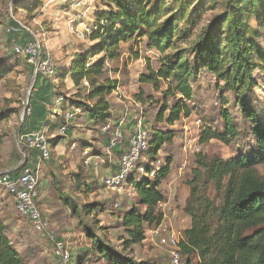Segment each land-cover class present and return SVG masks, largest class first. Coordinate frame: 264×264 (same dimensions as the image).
<instances>
[{
    "label": "rangeland",
    "instance_id": "1",
    "mask_svg": "<svg viewBox=\"0 0 264 264\" xmlns=\"http://www.w3.org/2000/svg\"><path fill=\"white\" fill-rule=\"evenodd\" d=\"M100 1L40 0V6L27 16L24 12L13 11L14 0H0V59L7 58L10 68L6 75L0 77V111H7L6 118L0 121V174L16 173L24 164L38 169V205L46 221L45 231L36 232L31 223L15 211L12 197L0 186V221L23 264H76L77 258L81 256H86L85 264H108L103 257L92 258L91 240L84 228H91L110 252L149 264H170L167 247L159 239L165 233L174 232L180 240L184 230L190 227L191 219L184 211V201L189 192L187 181L192 178V170L196 167V156L201 154L227 160L247 153L255 146L247 131L249 124L236 105L233 93L223 88L215 76L204 71H200L191 82L192 98L183 99L190 109V115H182L172 125L158 122L156 115L164 101L173 105L182 99V95L176 93L166 96L167 86L164 82L154 86L139 80L140 75L148 73L147 63L153 70H157L160 65V53L155 49L148 50L145 39H140L136 44L132 43L135 41L132 39L127 45L121 46L118 59L108 62V66L106 64L108 77L111 76V82L118 87L117 94L113 91L106 95L113 110L110 120L117 122L123 112H127L123 128L124 141L132 125L139 120L147 132L148 141L154 127L169 129L173 133L171 143L166 144L154 159L149 158L146 149L139 162L142 167L146 163L157 166L166 156L173 157L170 172L160 184L165 200L156 207L163 213V220L158 226L144 223V240L139 244L126 245L128 236L121 217L132 207L140 213L145 211V207L126 180L120 188H107L104 185L103 179L116 171L120 154L108 149L106 135L101 129L103 123L89 120L81 110L74 111L66 132L58 135L63 137L54 147L49 143L50 156L47 160H41L21 138V134L28 129L37 128L31 127L35 122L34 116L38 117L37 114L44 111L48 113L44 120L49 121L51 114L57 113L60 107L52 101L45 109L30 116L25 115L22 119V101L27 97L31 108L37 109L38 104L33 101H36L37 93H42L43 86H39L36 81L42 77L34 74L25 58L13 55V45L35 35L42 44L43 55L52 61L55 68L67 66L78 53L92 45L87 36L92 31L93 12L98 9ZM218 11L220 8L209 12L206 18ZM13 17L23 28L16 34H8V23ZM263 38L259 39L264 46ZM136 53L139 54L137 59L134 57ZM254 76L259 80V72L254 73ZM46 79L53 88L58 87L57 92H66L72 87L69 79L64 81L63 87L56 76ZM257 84L247 91L245 98L261 116L264 112V86L259 81ZM140 92L143 93L142 99L138 100L136 95ZM222 99L227 103H222ZM222 108H226L236 122L240 131L238 138L229 144L214 139L199 144L198 138L205 126L222 131ZM40 119L42 123L39 129L48 139L53 137L52 133L58 132L62 124L60 122L55 132L50 133L44 128L43 119ZM86 158L89 159L88 167L83 164ZM256 169L264 178V162L258 164ZM137 173L141 176L144 170ZM61 194L70 199L77 213L65 204ZM89 206L95 208L86 215L82 209ZM54 236L65 244V250L74 261L64 262L56 253ZM182 255L183 264H187L188 257ZM190 264H197L196 255L191 256Z\"/></svg>",
    "mask_w": 264,
    "mask_h": 264
},
{
    "label": "trees",
    "instance_id": "2",
    "mask_svg": "<svg viewBox=\"0 0 264 264\" xmlns=\"http://www.w3.org/2000/svg\"><path fill=\"white\" fill-rule=\"evenodd\" d=\"M13 3L14 12L21 11L27 16L41 4L40 0H14ZM99 3L93 12L92 31L87 36L92 45L78 53L67 66L55 68L56 80L61 81L62 87L66 79L72 82V87L66 92H57L58 87L54 86L50 91V104L58 96L62 102L59 112L52 113L49 121L44 120V128L53 132L64 122L67 111L81 110L95 123L112 118L106 95L113 93L117 86L108 77L107 66L108 61L112 63L120 56L122 42L133 39L136 44L137 39L145 38L146 48L155 49L161 58L157 70L147 63L148 73L140 75L139 80L154 86L164 82L166 96L182 95L173 105L164 101L156 115L158 122L172 125L182 115L189 116L190 109L183 99L192 98L191 82L200 71L212 74L223 88L233 93L236 105L249 124L247 131L255 146L227 160L196 156L184 201V211L191 222L179 246L181 253L188 257L187 264L193 255L197 257V264H264V178L256 169L264 162V112L258 115L245 98L258 81L264 86V46L259 39L264 36V0H101ZM217 8L220 11L206 18ZM16 20L11 18L8 25L16 24ZM134 57L137 59L139 54ZM9 69L8 59L1 58L0 77ZM256 72L259 80L254 76ZM84 80L88 85L83 84ZM142 94L136 95L138 100ZM222 103L227 101L222 99ZM36 111L32 108L31 114ZM6 113L0 111V121L6 118ZM220 113L222 131L205 126L199 135V144L212 139L229 144L238 138L240 131L230 112L222 108ZM61 137L49 138V143L54 147ZM149 138L147 155L154 159L171 143L173 133L154 127ZM172 163L173 157L168 155L157 166L144 164L141 176L137 171L127 176L126 182L134 189L145 211L140 213L132 207L121 217L128 236L126 245L144 240V223L161 224L163 213L156 207L165 196L160 184L168 176ZM60 197L74 213L78 212L68 197L63 194ZM94 208L82 210L88 215ZM84 231L91 240L93 259L100 256L108 264H149L110 252L91 228ZM68 261L74 258L70 256ZM85 261L86 256H81L76 264H85ZM0 264H23L1 221Z\"/></svg>",
    "mask_w": 264,
    "mask_h": 264
},
{
    "label": "built area",
    "instance_id": "3",
    "mask_svg": "<svg viewBox=\"0 0 264 264\" xmlns=\"http://www.w3.org/2000/svg\"><path fill=\"white\" fill-rule=\"evenodd\" d=\"M23 28L22 24L16 20V24L7 28L8 34H16ZM90 30L87 31L89 33ZM42 44L35 36L26 41L20 40L12 47V52L17 57H23L26 63L31 66L35 75L42 78H50L55 76V67L49 58H46L42 53ZM84 85H88L86 80ZM118 87L114 93L117 94ZM56 104L60 105L62 97L55 98ZM22 119L25 115L30 116L32 108L30 99L22 101ZM79 110H76L77 112ZM73 112H66L64 122L59 127V133L64 134L67 130V123L73 118ZM127 117V112L124 111L120 120L112 122L106 121L102 125V132L106 135L107 147L110 151L121 147V153L117 162L116 171L105 177L103 183L107 188H120L125 182L127 176L132 171L143 172V167L139 165L142 158V153L147 149L148 140L147 132L142 127L141 121L135 122L129 133L127 140L124 141V121ZM21 138L26 146L36 152L41 160H47L50 156L49 139L40 129H28L21 134ZM84 167L89 166V159L83 161ZM154 176V172L150 174ZM38 170L30 164H24L16 173H1L0 186L5 188L13 199L14 209L22 217L26 218L36 232L42 233L45 231L46 221L43 219L42 213L38 205ZM159 205H161L159 203ZM182 238V237H181ZM53 242L56 248V253L60 255L64 262L70 258V253L65 250V244L58 240L55 236ZM179 238L174 232L164 234V237L159 239V242L167 247V255L170 264H183L182 253L179 246Z\"/></svg>",
    "mask_w": 264,
    "mask_h": 264
},
{
    "label": "crops",
    "instance_id": "4",
    "mask_svg": "<svg viewBox=\"0 0 264 264\" xmlns=\"http://www.w3.org/2000/svg\"><path fill=\"white\" fill-rule=\"evenodd\" d=\"M143 39H145V38H143ZM130 41H132V40H129V41H126V42H122V43H120L119 44V46H120V48H121V46H123V45H127L128 43H130ZM137 41H139V39H137ZM133 43V42H132ZM109 63H111L110 61H108ZM111 72V71H110ZM110 77V79L112 80L113 78L111 77V76H109ZM37 84L39 85V86H43V90H42V93L40 94V93H37V94H39V95H36V101H33V102H35V103H37L38 104V106H37V111L39 110V111H41V109H45L46 107H47V104H50V99H49V93H50V91H51V89H53V87H52V84L51 83H49L48 81H47V79L46 78H40V79H37ZM39 88H37V90H38ZM36 109H34V111H35ZM113 110H112V107H111V112H112ZM59 112V111H58ZM39 114H42V116H40L39 117ZM39 114H37V116L38 117H35L34 116V118H35V122H33L32 123V125H31V127H37L36 129H39V128H41V123H42V120L40 119V118H42L43 119V122H44V119H45V113H44V111H43V113L41 112V113H39ZM104 124V123H103ZM59 127H60V125H59ZM58 127V128H59ZM53 132H55V131H53ZM56 135H63V134H59V131L57 132V133H52V136L54 137V136H56ZM107 141V140H106ZM121 150H122V148L121 147H118V148H116L114 151H116V152H118L119 154L121 153ZM119 159V158H118ZM38 170V169H37ZM39 173V172H38Z\"/></svg>",
    "mask_w": 264,
    "mask_h": 264
}]
</instances>
